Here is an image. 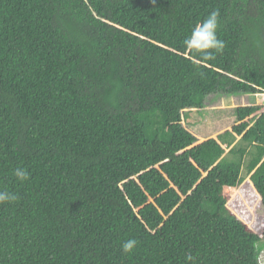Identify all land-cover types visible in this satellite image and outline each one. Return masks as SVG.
Masks as SVG:
<instances>
[{
	"label": "trees",
	"instance_id": "1",
	"mask_svg": "<svg viewBox=\"0 0 264 264\" xmlns=\"http://www.w3.org/2000/svg\"><path fill=\"white\" fill-rule=\"evenodd\" d=\"M217 9L204 60L183 42ZM262 92L264 0H0V264H264L225 194L245 171L264 207V108L201 142L183 125Z\"/></svg>",
	"mask_w": 264,
	"mask_h": 264
},
{
	"label": "rangeland",
	"instance_id": "2",
	"mask_svg": "<svg viewBox=\"0 0 264 264\" xmlns=\"http://www.w3.org/2000/svg\"><path fill=\"white\" fill-rule=\"evenodd\" d=\"M246 105H258L264 108V92L234 96L210 95L205 100L202 110L186 113L188 116L183 125L201 142L232 127L236 121V108ZM242 174L246 179L245 185L225 189V194L230 198L228 205L240 220L261 233L264 229V207L254 189L249 193L246 191L247 186L250 185V179L245 171Z\"/></svg>",
	"mask_w": 264,
	"mask_h": 264
},
{
	"label": "clouds",
	"instance_id": "3",
	"mask_svg": "<svg viewBox=\"0 0 264 264\" xmlns=\"http://www.w3.org/2000/svg\"><path fill=\"white\" fill-rule=\"evenodd\" d=\"M220 27V12L219 10L211 11L202 22L194 25L191 34L184 40V46L190 52L197 54L204 60L215 58L217 53H221L225 48V42L218 37ZM14 175L20 181L29 179V172L24 168H16ZM231 188V187H227ZM18 197L8 191H0V203L14 202ZM137 245L135 239H128L122 243V250L126 254H131ZM186 260L195 264V258L188 254Z\"/></svg>",
	"mask_w": 264,
	"mask_h": 264
}]
</instances>
